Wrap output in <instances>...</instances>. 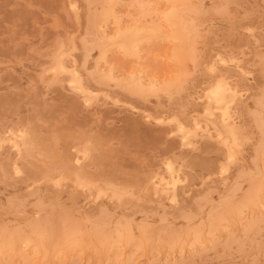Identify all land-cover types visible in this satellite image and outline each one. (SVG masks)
I'll return each mask as SVG.
<instances>
[{"label": "rangeland", "instance_id": "obj_1", "mask_svg": "<svg viewBox=\"0 0 264 264\" xmlns=\"http://www.w3.org/2000/svg\"><path fill=\"white\" fill-rule=\"evenodd\" d=\"M0 264H264V0H0Z\"/></svg>", "mask_w": 264, "mask_h": 264}, {"label": "bare ground", "instance_id": "obj_2", "mask_svg": "<svg viewBox=\"0 0 264 264\" xmlns=\"http://www.w3.org/2000/svg\"><path fill=\"white\" fill-rule=\"evenodd\" d=\"M187 1H188V0H187ZM177 4H179V3H177ZM185 4H186V3H184L183 5H185ZM189 5H190V4H189ZM189 5H188V7H189ZM180 6H182V4L179 5V6H175L176 8H175V7H171V8H175V9H177V8L180 7ZM168 8H170V7H168ZM183 8L185 9V7H183ZM183 8H181V9L183 10ZM190 8H191V7H190ZM106 9H107V8H106ZM166 9H167V8H166ZM175 9H173V10H175ZM181 9H180V10H181ZM104 10H105V9H104ZM109 10H110V9H109ZM158 10H159V9H157V12H158ZM173 10H171V11H173ZM185 10H188V9H185ZM189 10H190V9H189ZM106 11H107V10H105V11H103V12H106ZM160 11H161V10H160ZM164 11H165V10H164ZM166 11H167V10H166ZM168 11H170V9H168ZM162 12H163V11H162ZM177 12H179V10H178ZM177 12H176V13H177ZM185 12H186V11H185ZM189 12H190V11H189ZM189 12H188V13H189ZM188 13H187V14H188ZM184 14H186V13H184ZM98 15H100V14H98ZM177 15H178V14H177ZM189 15H190V14H189ZM102 16H103V15H102ZM187 16H188V15H187ZM97 17H98V16H97ZM99 17H100V16H99ZM99 17H98V18H99ZM95 18H96V16H95ZM98 18H97V19H98ZM99 19L101 20V18H99ZM176 19H177V18H176ZM178 19H179V18H178ZM105 20H108L107 17H105ZM96 21H97V20H96ZM168 21H169V20H168ZM176 21H177V20H176ZM99 22H100V21H99ZM104 22H105V21H104ZM118 22H120V21H118ZM92 23H93V22H92ZM92 23H91L90 25L93 26L94 24H92ZM101 24H102V23H100V26H98V24H96V25H97L96 28L99 27L98 29H100V27H102ZM189 24H190V23H189ZM168 25H170V24H168ZM173 25L175 26V24H173ZM92 26H91L90 28H93ZM164 26H165V25H164ZM177 26H179L178 28H180V25H177ZM177 26H175V28H176ZM188 26H189V25H188ZM88 28H89V27H88ZM90 28H89V29H90ZM173 28H174V27H173ZM178 28H177V29H178ZM183 28H185V27H183ZM132 29H133V28H132ZM155 29H158V27L155 28ZM181 29H182V28H181ZM185 29H188V28H185ZM140 30H141V29H140ZM130 31H131V30H130ZM138 31H139V28H138ZM141 31L144 32L145 30H141ZM146 31H147V30H146ZM146 31H145V32H146ZM185 31H186V30H185ZM88 32H89V30H88ZM96 32H98V33L100 34L102 31H101V32L96 31ZM96 32H95V33H96ZM139 32H140V31H139ZM171 32H172V31H171ZM183 32H184V31H183ZM103 33H105V32H103ZM124 33H125V32H124ZM124 33H123V34H124ZM140 33H141V32H140ZM118 34H119L118 36L122 35V34H120V33H118ZM130 34H131V33H130ZM105 35H106V34H101V36L98 37V40H99V38H101V40L104 41V43H105V40H107L108 43H109L111 40L114 39V38H113V39H111V40H108L107 38H104V37H103V36H105ZM128 35H129V34H128L127 31H126L125 35H123V36H124V37H126V36L128 37ZM137 35H138V33H137ZM118 36H115V37H118ZM133 36H136V33H135ZM140 36H143V35L141 34ZM140 36H139V37H140ZM144 36H145V35H144ZM148 36H149V35H148ZM182 36H184V35H182ZM94 37H97V36H94ZM120 37H121V36H120ZM139 37L137 36V38H139ZM118 38H119V37H118ZM121 38H122V37H121ZM133 38H134V37H133ZM135 38H136V37H135ZM137 38L135 39L136 41H137ZM140 38H142V37H140ZM184 38H185V37H184ZM103 39H105V40H103ZM131 39H132V38H131ZM101 40H100V41H101ZM116 40H117V39H116ZM132 40H133V39H132ZM180 40H182V39H180ZM102 41H101V42H102ZM107 41H106V43H107ZM138 41H140V40H138ZM142 41H143V40H142ZM176 42H178V41H174V43H176ZM180 42H182V41H179V43H180ZM98 43H100V42L98 41ZM135 43L137 44V42H134V44H135ZM123 44H124V43H123ZM129 44H130V42H128V45H129ZM136 44H135V45H136ZM101 45H103V44H101ZM173 45H174V44H173ZM117 46H118V45H117ZM174 47H177V46H174ZM126 48H127V47H126ZM178 48H180V47H178ZM102 49H104V48H102ZM102 49H100V51H101L102 53H105V52H103V51L106 49V47H105L104 50H102ZM170 49H171V48H170ZM175 49H176V48H175ZM126 50H128V48H127ZM170 51H171V50H170ZM181 54H184V53L181 52ZM104 56H105V55H104ZM176 56H177V58L179 57L178 55H176ZM169 57H170V56H169ZM181 60H182V59H181ZM177 61H178V60H177ZM179 62H181V61H179ZM59 67H60V65H59ZM179 68H180V67H179ZM75 75H76V74H75ZM176 76H177V75H176ZM173 77H175V76H173ZM131 79H132V78H131ZM174 80H175V79H174ZM176 81H177V80H176ZM141 83H142V82H141ZM167 83H170V82L168 81ZM142 84H143V83H142ZM140 85H141V84H140ZM145 85H147V84H145ZM145 85H142V86L146 87ZM170 85H172V84H170ZM152 86H153V83H152ZM140 87H141V86H140ZM138 89H140V88H138ZM155 89H156V88H155ZM218 89H219V88H218ZM136 90H137V89H136ZM213 91H214V90H213ZM213 91H212V92H213ZM141 92H143V91H141ZM211 95H212V94H211ZM216 96H217V95H216ZM218 96H219V95H218ZM218 96H217V97H218ZM214 97H215V95H214ZM209 98H210V97H209ZM210 99H211V98H210ZM215 99H216V98H215ZM216 100L221 101V98H218V99H216ZM222 100H224V99H222ZM222 102H223V101H222ZM218 104H221V103L218 102ZM215 105H216V104H215ZM171 175H172V174H171ZM171 175H170V176H171ZM166 184H167V183H166ZM168 184H170V183H168ZM166 187H168V186L166 185ZM249 200H251V199H249ZM249 200H247V201H249ZM252 200H254V199H252ZM253 202H254V201H253ZM243 204H244V206H246V207L248 206V207H249L248 204H245V203H243ZM196 237H197V236H196ZM196 237H195V238H196ZM195 238H193V239H195ZM113 240H116V239H112V241H113ZM196 240H197V238H196ZM194 242H195V241H194ZM107 243H109V242H107ZM112 243L115 245V242H114V241H113ZM117 243H118V242H117ZM109 245H111V244H109ZM117 246H118V245H117ZM147 246H148V245H147ZM112 247H113V246H112ZM112 247H110V248L112 249ZM46 252H47V251H46ZM47 253H48V252H47Z\"/></svg>", "mask_w": 264, "mask_h": 264}]
</instances>
